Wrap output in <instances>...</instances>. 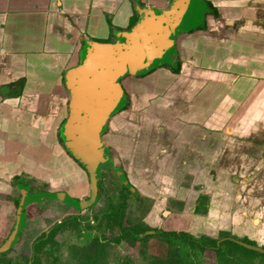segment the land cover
Masks as SVG:
<instances>
[{"label": "crops", "instance_id": "0c3cea01", "mask_svg": "<svg viewBox=\"0 0 264 264\" xmlns=\"http://www.w3.org/2000/svg\"><path fill=\"white\" fill-rule=\"evenodd\" d=\"M201 1L217 15L203 10L164 40L172 0H0V196L21 184L67 195L73 181L87 184L61 139L81 85L71 73L139 29L126 69L145 73L121 80L128 104L103 136L114 162L158 199L151 218L162 211L182 231L222 233L249 250L228 264H264V0ZM166 195L184 201L185 220L163 207Z\"/></svg>", "mask_w": 264, "mask_h": 264}, {"label": "rangeland", "instance_id": "374dc122", "mask_svg": "<svg viewBox=\"0 0 264 264\" xmlns=\"http://www.w3.org/2000/svg\"><path fill=\"white\" fill-rule=\"evenodd\" d=\"M121 165L122 161L114 162L101 170L103 175L97 186L96 202L89 207L85 206L78 210L73 208L76 206L72 207L70 204L50 198H41L40 204L27 206L26 223L13 245L5 253L0 254V264H167V262L174 264L175 257L171 255L169 249L177 240L165 233L180 232L186 225L179 224L176 219H169L170 216L163 217L162 211L154 216L155 218L159 216V219L153 220L154 217L151 218L148 212L152 211V204L158 199L143 196L130 180L126 179L127 183L123 182L122 174L119 175L117 172L122 168L125 171ZM86 178L88 180L84 175L83 179ZM72 183L65 187L67 193L75 196L76 201L86 202L91 195L90 181L88 180L83 188H81L83 185L78 187L79 183L75 184L74 181ZM124 184L132 186L134 191L127 189ZM144 185L151 190L149 184H141ZM194 187L200 189L201 184H195ZM44 188H50V185L39 184L35 190ZM4 196V198L3 195L0 196V204L3 202L5 207L10 206L12 197L10 194ZM206 200L209 202V197ZM162 201L163 207L177 212L178 217L182 216L185 220L188 216L179 213V207L184 204L183 200L166 195ZM195 204L194 200L192 205ZM172 206L176 208V212L172 210ZM119 207L120 214L114 216ZM215 218L217 220L218 216ZM14 219L13 211L12 214L7 212L0 214V245L4 243L6 233ZM148 228H156L163 233L139 231ZM123 229L140 232L138 238L141 240L133 239L128 234L123 235ZM201 235L202 229H199L193 236L200 242ZM220 236L222 233L207 236L209 239H203L202 244H207L210 239H217ZM42 237L45 242H39V238ZM221 244L218 242L217 245ZM182 250L186 254L189 251L193 253L186 260L188 264L218 263V256L212 248L200 251L194 246L187 245ZM235 252L240 253L236 250ZM230 255L232 253H227L221 260L230 263ZM159 260H163L164 263Z\"/></svg>", "mask_w": 264, "mask_h": 264}, {"label": "water", "instance_id": "95a60500", "mask_svg": "<svg viewBox=\"0 0 264 264\" xmlns=\"http://www.w3.org/2000/svg\"><path fill=\"white\" fill-rule=\"evenodd\" d=\"M204 9L205 5L201 0H172L169 8V20L166 21L168 28L162 32L161 38L164 40L167 38L168 40L171 37L173 39L174 36L195 26L197 20L202 17ZM188 18H193V20L191 21ZM187 19L189 21L186 23L185 20ZM137 30L130 32L129 40L122 46H110L109 50L105 45H101V48L97 49L91 58H86L78 71L71 73V78L73 74L79 76L81 85L76 88L79 93H72L69 113L63 123L61 132L65 147L88 170L91 188L90 199L86 202H79L64 193H40L32 197L25 196L20 208L25 206L29 200L40 201L44 196L59 198L79 208L94 203L99 174L106 166L114 163V159L111 162V158L107 154V149L100 134L104 130L109 117L124 103L123 92L118 80L125 74L143 72L126 69L128 55L135 49L137 43L139 29ZM156 41L155 44H157ZM121 177L123 178V176ZM123 181L127 183L125 179ZM129 188L134 191L132 186H129ZM22 219L23 215L21 214L11 236L0 246V251L8 249L15 241ZM137 236L140 237V234H137ZM243 245L247 244L243 243ZM253 248L258 250L256 247ZM260 250L263 251V249Z\"/></svg>", "mask_w": 264, "mask_h": 264}, {"label": "flooded vegetation", "instance_id": "af4514ba", "mask_svg": "<svg viewBox=\"0 0 264 264\" xmlns=\"http://www.w3.org/2000/svg\"><path fill=\"white\" fill-rule=\"evenodd\" d=\"M209 2H205V12H204V14L206 15L207 13H214V15H217V13L215 12V8L209 3ZM205 15L203 16V18H205ZM145 72H141V74H144ZM140 74V73H139ZM126 75H129V74H125V75H123L119 80H118V82H119V84H120V87L122 88V90H124V88H123V86H122V84H121V80L126 76ZM124 94H125V97H124V103L121 105V107L117 110V111H115L111 116H113L115 113H117L119 110H121V108H125L126 106H127V104H128V96L126 95V92H125V90H124ZM68 113H69V109H68ZM67 116H68V114H67ZM110 116V117H111ZM109 117V118H110ZM108 121H109V119H108ZM108 121H107V123H106V126H105V128H104V130L101 132V134H100V136H101V138L103 139V142H104V145H105V147H106V149H107V154L109 155V157L111 158V162H112V159H113V156H112V152H111V150H112V147L111 146H109V145H107L106 143H105V141H104V138H103V136L105 135V133L107 132V130H108ZM59 136H60V134H59ZM61 137V136H60ZM61 139L63 140V138L61 137ZM64 146H65V144H64ZM65 149H66V152L69 154V155H71L72 157H73V159L75 160V162L77 163V164H79V166L83 169V171H85V175L88 177V180L90 181V178H89V173H88V170H87V168L80 162V161H78L72 154H71V152L65 147ZM118 165V164H117ZM109 166H111V165H109ZM122 168V167H121ZM119 174H122V176H123V178L122 179H125V181H126V179H127V181H129V177H128V175L126 174V172L123 170V168L121 169V171L119 170ZM102 175H103V173L102 172H100V174H99V177H98V180H97V186H98V183H99V180H100V178L102 177ZM29 178V177H28ZM87 180V178H86V181H88ZM123 181V180H122ZM124 182V181H123ZM125 185V184H124ZM125 187L127 188V189H129V187L128 186H126L125 185ZM19 189H20V192H19V195H17L16 194V192L15 193H11L10 194V196L12 197L11 198V205L10 206H6L5 208L7 209V210H9V211H6L7 213H11L12 214V211H13V214H14V217H15V219H14V222H13V224L12 225H10V227H9V229H8V231H7V233H6V238H5V240H4V243L9 239V237L11 236V234H12V232L14 231V229H15V226L17 225V223H18V221H19V217H20V215L22 214L23 215V219H22V224H21V227L19 228V230L17 231V233H16V239H17V237H18V235H19V232H21V230L23 229V227H24V225H25V223H26V218H27V216H26V208H27V206L30 204V203H32V202H35V201H33V200H29L28 201V203L27 204H25V206H23L22 208H20L21 207V203L23 202V200L25 199V196L27 197V196H29V197H32V196H34L35 194H31L30 192H29V189H27V187L25 186V185H23V184H21V185H19ZM96 191H97V189H96ZM37 194H40V193H36V195ZM43 194H45V193H43ZM47 194H62V191H58V192H53V193H47ZM6 195V194H5ZM91 196V195H90ZM5 197V196H4ZM71 198H73V199H75L76 200V198L75 197H73V196H70ZM21 198V201H20V203L18 204V205H16V201L18 200V199H20ZM43 198H48V197H46V196H44ZM96 198H97V196L95 195V201L94 202H96ZM50 199H56V200H59V201H61V202H63L64 204H69V203H66V202H64L63 200H61V199H59V198H50ZM90 199V198H89ZM88 199V200H89ZM71 205V204H70ZM72 207H73V205H71ZM89 207V206H88ZM73 208H75V209H81V208H79V207H73ZM120 208V207H119ZM121 209V208H120ZM120 214V213H119ZM128 230H130V229H123V235L124 234H127L128 232ZM139 231H146V232H148V233H151L152 231L153 232H156V231H158V233L159 234H161V233H163L161 230H158V229H154V228H148L147 230H139ZM134 232V231H133ZM171 232H174V233H179V232H177V231H171ZM180 232H185V231H180ZM136 233V232H135ZM140 232H138L137 231V234H139ZM165 233V232H164ZM187 233H189V232H187ZM190 235H192V237L193 238H195L194 236H193V234H191V233H189ZM138 237V236H137ZM220 237H222V236H220ZM219 237V238H220ZM199 238H202V240L203 239H209L207 236H205V235H201ZM219 238H217V239H210V240H215L216 242V245L218 244V242L219 243H223L224 241H226V239H224V241L222 240V239H219ZM16 239H15V241H16ZM195 239H197V238H195ZM219 239V240H218ZM39 242H45L46 240L45 239H43V237L42 238H39ZM202 240H201V242H202ZM227 240H229V239H227ZM14 241V242H15ZM231 241H233V240H231ZM13 242V243H14ZM234 242V241H233ZM3 243V244H4ZM13 243L11 244V246L13 245ZM236 243V242H235ZM2 244V245H3ZM238 244V243H237ZM1 246V245H0ZM10 246V247H11ZM217 246H219V245H217ZM9 247V248H10ZM8 248V249H9ZM224 248H226V251H229V254L230 253H232V252H234L236 249H232V250H230V249H228L227 250V246L225 245L224 246ZM8 249H5L4 251L6 252ZM0 252H3V251H0ZM224 257V256H223Z\"/></svg>", "mask_w": 264, "mask_h": 264}, {"label": "trees", "instance_id": "16d2710c", "mask_svg": "<svg viewBox=\"0 0 264 264\" xmlns=\"http://www.w3.org/2000/svg\"><path fill=\"white\" fill-rule=\"evenodd\" d=\"M20 201H21V198L16 201V205H18L20 203ZM119 212H120V208L117 209V211L114 213V216L118 215ZM127 232H128L127 234L130 235L133 239L141 240L140 238L137 237V231H136V233L133 232L132 230H128ZM165 234L171 235L172 239L176 238V240H177L172 246H170V249H169V252L171 253V255L173 254V256L175 257L174 264H188L186 262V260H188L190 254L192 255L193 253L190 251L187 254L185 252H183L182 249L185 248L187 245H190L192 247L194 246L195 248H197L200 251L201 250L203 251L205 248L214 249L215 253L218 256V261H217L218 263L217 264H223V263L228 264V262L226 260H224V261L221 260V258L224 255L229 253V251L224 250L225 245L227 246V250L228 249H230V250L236 249L237 250V249H241V248L244 250H247L244 247H242L241 245H239V244H237L231 240L224 241L222 243L223 246H222V244L217 246L215 243L216 242L215 240H210L207 244H202L201 241L197 242L198 240L193 238L192 235H190L187 232H179V233L170 232V233H165ZM116 239L118 240V238H116ZM168 243L170 244V242H168ZM247 251H249V250H247ZM3 253H5V251L0 252V254H3ZM168 260H169V258H168ZM159 261L161 263H164L163 260H159ZM167 264H168V262H167Z\"/></svg>", "mask_w": 264, "mask_h": 264}]
</instances>
